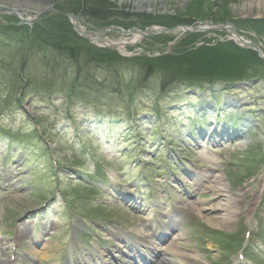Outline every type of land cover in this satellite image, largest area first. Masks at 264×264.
Instances as JSON below:
<instances>
[{
  "label": "rangeland",
  "instance_id": "rangeland-1",
  "mask_svg": "<svg viewBox=\"0 0 264 264\" xmlns=\"http://www.w3.org/2000/svg\"><path fill=\"white\" fill-rule=\"evenodd\" d=\"M191 1L194 0H107L106 5L108 4L109 6H111L108 7L109 10H106L105 8H101V7H97L96 9L95 8L89 9L86 7L85 10V7L82 8V5L83 4L85 5L86 0H79L78 3L79 6L77 7V9L79 11L78 14L80 15L77 17L81 18L79 22L89 31L95 32L96 30H99L101 28H110L111 31L108 34L114 39L125 38L127 37V35H129L128 33H126V35H122L121 32H119V30L121 27H128L133 25V19H137L139 21H143V23H146L147 18L153 16V18H155L156 20L161 19L163 21H166V23L157 21L155 23H151V25H153L154 28L159 27V29L162 28L165 29V27L168 25L170 21L175 22L176 20L174 19H179L181 16H183L184 18L189 17L188 19L194 17L193 20L195 21H193L192 19L189 21L186 20L180 26L183 27L191 24L193 25L192 27H195L196 29L197 28L201 29L200 31L197 32L198 34L196 36H189L191 35L187 33V31L189 32V30L185 31V29L183 28L174 29L177 28V26H174L173 28L174 30L173 29L170 30L166 28L167 29L166 32L160 31L152 36L142 38V40L138 44H134L130 46L127 45V50H131L129 51L131 55H135V54L140 55L141 53H146V55L152 56L151 58L161 57L169 60H173L175 59L176 56L178 57V55H181L184 50L188 49V47H189L188 53L185 55H188L189 57V53L192 52V49H196L194 47H197L198 45L210 46V48H212L210 56L212 57L213 61L216 63L217 62L221 63L223 61H226L229 56L232 58V60L234 57L236 59L239 58L243 59V56L240 55L239 53L243 52V50L244 51L246 50L244 48L245 46L242 47L243 49L239 45H237L238 47L236 48L223 46V48L216 50L221 45H223L225 41L232 43H234V41L233 38L229 35L230 33L225 32L222 33L221 35H216L214 30H207L202 28L203 26H206L207 23L211 24L214 22V19L211 18V16L217 17L218 21L226 20L225 22H220V23L232 22L235 26L238 25L239 27H241V29H247L248 31L254 30L251 29V27L253 28V26H258V28L264 29V3L261 4L262 2L261 0H228L230 14H227V12L222 10V15L218 14V11H221V7H219L220 6L219 3H221L223 0H202L201 2L203 7L201 9H197L194 11V9L191 8V10H189L190 12H188L187 8L188 9L190 8L191 5L189 3ZM76 2L77 0H49L48 2L45 3H41L36 0L35 1L0 0V4L6 6L8 9L15 8V4H17L16 7L23 8L25 4L24 7H27L32 11L41 10V13L30 24V26H25L22 28V26L19 24L20 19L18 15H16V13L15 14L12 12L7 13L6 11L0 9V49L4 52V54H7L9 52L15 53V51L13 50V44L10 40V38L13 36L12 30L14 29L15 24H18L20 27L19 31H15V33L18 36H20V38L23 36V31L25 32V30L31 29L33 30L34 33H38V35H41L44 40L50 41L51 43L57 44L61 42L64 43L70 41L74 45H79V47H81L82 44V46L85 47V43H79L78 41L80 40L79 37L77 36V34L72 32V30L74 31V29L72 25H70L67 17L58 11L59 9L67 10L70 8L68 6V3H71L73 6V4H75ZM78 4L76 3L75 6ZM260 6L261 8H259L258 10L257 7ZM137 7H142V9L140 11H136L135 8ZM217 7H219V9ZM93 10H96L97 13H95ZM214 10L216 11V13L213 12ZM87 12H89L92 15V17L88 16ZM100 12H102V14H100ZM257 12L260 13L261 16L263 15L261 17L262 18L261 21H258L259 19H261L260 17L259 19H257L258 22H254V20H253L254 23H248L244 21L246 19L255 17ZM135 14H138L141 17H133L132 15ZM244 15L245 17L242 18ZM242 21L243 23H241ZM147 25L150 24L142 25V27H145ZM261 31L262 30H260L258 35L261 34ZM165 33L169 36L170 34L179 36V38H181V45L173 49V44L171 43V41L167 42L161 36V35L164 36ZM196 37L198 38L201 37V41L203 40L207 44L201 42L200 39L195 41ZM67 38L71 40H68ZM256 42L257 45H260L262 43L258 41V39L256 40ZM213 44H216L217 48H214ZM86 45L89 46L88 44ZM217 53L219 55H216ZM203 59L207 60L206 58ZM0 60L4 62V59L1 58V56H0ZM190 60L193 63L196 64L199 63L193 59ZM227 64H229V61ZM222 65H226V64L223 63ZM88 66L91 67L90 64ZM89 73H92V71H90ZM96 80L99 79L97 78ZM257 92H258L257 98L254 99L255 100L254 102L255 103L257 102V108H258L264 105V83L258 85ZM244 95H245V99L249 100L247 102V105L250 107L253 104L251 100L253 94L245 93ZM29 112L31 113V115H33V110L31 108H29ZM261 116L263 117H261L260 127H257L258 132L256 134L255 133L252 134L253 142L249 143L247 146L242 148V150L246 148L245 151L247 152V155H249L250 152L255 151V153L247 156L248 161L251 163L250 165L247 166L245 172H243L240 177L236 178V181L233 183L234 185H236L242 180V187L241 186L238 187L241 189V193L245 192L246 194H248L250 196V200L252 198V195L255 194L256 196V202L255 203L253 202L250 205H248L247 207H249V209L248 210L246 209L245 213H242L239 216L243 221L241 220L239 222V220H234L233 222H230L229 220L223 225H216V226L209 225L205 221L206 216L202 214V212H198V210L194 209V207L197 205L196 202L198 200H204V199H199V198L188 199L187 201L184 202L186 204L184 205L185 208H183V211L184 213L190 215V217L194 218V224H195L190 229H188L189 242L193 246L199 247L200 260H204L203 257L208 256L212 264H219L221 262L218 261V259L222 258L221 256L222 248L215 242L208 241L209 239L206 236V231L208 229L215 230L218 232L221 231L223 233H229L235 231L236 229H239L240 230L239 236L242 238L246 236L248 229H250L253 232L252 233L254 235L253 238L248 240V242H247V237L243 239L244 242H247V247L251 249H253L254 244L257 242L261 248L260 244L264 242V235L260 236L261 231L264 230V225H263L264 205L259 210H257L261 202V199L259 198L260 196L259 189L261 188L262 180L260 181V179H263L264 177V174H261V171H257V167L260 166V164L257 163V161L263 162V152L261 154H257V153H259V149L262 148V145L264 143V110L261 111ZM48 144L51 151L57 154V157L59 158L60 162L62 161L63 163L69 160V157H67L66 153L63 152L64 149L62 147L64 146L59 144L57 138L56 140H53V142L48 141ZM241 158L243 159L244 156L242 155ZM40 163L42 162L40 161ZM255 163H257L256 166ZM33 167L34 166L31 165L30 175L27 181L25 182V184L20 185L18 188L13 190V193L11 192L9 194H2L0 191V211L5 217L8 216V218L10 217V219H14V217L19 215V213L25 207L35 205L41 200L46 199L47 198L46 195L48 194V191L52 190L53 182H55L54 181L55 178L53 176V173L51 175L49 162L48 163L46 162L42 168H40L41 166L40 167L37 166L40 168V170H38L39 173L37 172L32 173L31 171L35 169ZM261 167L264 168L263 165H261ZM63 170L64 169H59L58 171H56L60 173L58 182L64 185L68 191H72L71 193H73V195L76 196L78 199L82 198L83 204H85V206L88 207L89 209H92L93 208L92 204L94 202L91 200V198L96 197V199L99 201L100 195L91 194V192L87 188L82 186L78 181L73 180L72 178L68 179L65 170L64 171ZM234 171L235 173H237L236 169H234ZM62 175L64 176L62 177ZM262 195L263 192L261 193V196ZM207 198H210V195ZM78 202L79 204H81V201ZM115 207L113 209L109 207L107 208L103 207L104 209L103 211L107 216H111L114 218L122 216L124 217V219L128 217L129 222L133 221V217H131V215H129L127 211H122V209ZM243 210H245V208ZM200 224L201 226H198ZM239 225H242V227H238ZM252 225L255 228L248 227ZM243 228H244V232L241 233ZM252 241L255 242L252 243ZM249 242H251V244H249ZM205 244L209 248L211 247V252L204 249ZM183 246L189 248V249H185V251H190L189 254H198V252L192 250L191 246H189V243H186ZM237 257L238 254L236 256H233L234 264H237L238 261ZM241 262L242 264H244L247 262V260H243Z\"/></svg>",
  "mask_w": 264,
  "mask_h": 264
},
{
  "label": "bare ground",
  "instance_id": "bare-ground-1",
  "mask_svg": "<svg viewBox=\"0 0 264 264\" xmlns=\"http://www.w3.org/2000/svg\"><path fill=\"white\" fill-rule=\"evenodd\" d=\"M31 1H35V0H31ZM36 1H39L41 3H45V2H48L49 0H36ZM261 1H262L261 4H263L264 1L263 0H261ZM16 6H17V4H15V8L8 9L6 6H3L2 4H0V9L6 11L7 13H9V12H12L14 14L16 13V15L20 16L21 18L19 17L20 18L19 24L22 26L31 24L37 18V16L41 13V10L32 11L31 9L24 7L25 4H24L23 8L16 7ZM20 6H22V5H20ZM257 8L259 10V8H261V6L257 7ZM135 9H136V11H140L142 9V7H137ZM43 12H46V11H43ZM101 14H102V12H101ZM259 14L260 13L257 12L256 16L254 18L255 19L259 18ZM244 17H245V15L242 18H244ZM78 18H80V17H78ZM70 21L74 25H76V27L79 29L78 33H80L83 36L88 37L91 41L102 42V43H107V44H114V45H116V47H119L120 49H122L126 45L125 42L130 41L128 44L134 45V44L140 43L142 38L145 37L144 28L141 26H137L133 22L132 26L134 28H136L140 33L136 32V33L129 35L131 37L127 38V40H125V38L117 39V41L114 40L113 42H107L108 40H106V41L96 40V39H94V37L97 36L96 34H98L100 36L101 33H96V31L92 32V31L87 30L75 18L74 19L70 18ZM139 23H141L142 25L148 24V23H143L141 21H139ZM149 24L151 25V23H149ZM133 27H121L120 29L126 30L127 28H133ZM237 28L241 29L239 26ZM237 28L233 25V23H229L228 25L225 26L224 29L230 33L229 35L233 38V41L236 42L234 44L232 42H228V44H230V46H232V47H235V45L245 43L246 42L245 38H247L249 40V42H247L249 47L250 48L254 47L252 40H251V36H249L248 33L245 32L243 29L238 30ZM105 30H107L106 35L109 36L108 33L111 31V29L106 28ZM147 30L150 32L152 29H147ZM187 53H188L187 50H184L182 52V54H187ZM148 94H154V92L151 91V92L146 93V97L148 96ZM105 95H108V93H98V97H97L98 101H100V96H105ZM86 96L91 99L92 103H88L84 99V97H82V98H80L78 96L76 97V99L79 101V103H78L79 110L81 111V115L79 116V125L86 130H95V131L98 130L103 137L108 135V136H111V138H112L114 136V129L117 128L116 125L119 123V121L116 118H112V117L104 114L99 109H97L98 120L93 121L90 118V116L87 114L86 109H87L88 105H96V103L91 96H88V95H86ZM117 97H118V95H117ZM146 97L144 98V101H145ZM131 99H133V98L131 97ZM224 102H225L224 103V105H225L224 111H227L229 113H235L239 109V104L236 102V99L225 98ZM145 103H146V101H145ZM145 103L142 101L136 107L131 106V108L133 109V112L143 111L145 109ZM119 104L124 108L126 106V104H130V102L125 103L124 101H119ZM214 104H215V100L207 101L205 105L199 106L198 110L202 113H205V114L216 112L217 109L215 107H213ZM246 122H248V121L245 119H244V122L243 121L240 122L242 127L239 129L237 134L232 133V129L230 126H225V125L216 126V125H214V123H211V125H213V126L210 125L208 128H206L197 137V139L198 140H203V139L207 140L208 138H210L211 140L218 142V141H222L226 138H227V140H230L236 135H238V136L243 135V137H244V133H245V129H246ZM141 130H143V129H141ZM143 131H146V130H143ZM125 139L127 142V144H126L127 151L133 152L137 148V151L139 152L144 165H148L151 162V160L156 159L160 155L158 152V149L153 150L152 146L149 145L150 144V138L147 135H141L137 131H132V132H128V134L125 136ZM140 143H144L148 146L146 151L143 152L142 144H140ZM239 144L241 147L243 145H247V139H242L241 141H239ZM177 150H180V147L178 145L169 146V152H170V153L168 152L169 161L167 159L161 160L163 162L162 166L165 169H167L169 166H172L174 162H178L180 160V156H179V153L177 152ZM257 163L260 164L258 169L261 171V174H264V168L261 167V165H264V162L257 161ZM192 177H194V176H192ZM193 179H195V178H193ZM195 181H197V179H195ZM168 184H169V188H173L176 186L181 187L182 182H180L176 179H172V180H170V182H168ZM132 187H135V184ZM128 191H129L128 192L129 194H132V192H130V190H128ZM210 192H211V199L209 202L205 203V201H198L197 205L194 207L195 210H198V212H202V214H204L206 216V220H205L206 223H208L209 225H213V226L223 225L228 220H230V222H232L236 218V216L241 214V211L243 208L241 196L246 197V194H240V192L238 190L230 191L229 184L226 183V174L222 170H219L217 172V174L212 178V186H211ZM131 197L133 198V196H131ZM252 199H254V198L252 197L251 200ZM51 203L57 204V201L52 200ZM53 211H56V210L54 209ZM53 211H51L50 208H47V211L42 209L39 212V216L43 217L42 221H44L45 218L51 217V215L53 214ZM55 213H58V212H55ZM216 218H217V220H216ZM73 230L78 231V227H76V226L73 227ZM77 233H79V232H77ZM74 234L77 236L76 232H74ZM182 235L183 234L180 233L177 236H175L172 243H170V245H168L167 248L163 249V251L159 255V258L156 261V264H199L200 263V260H199L200 255L199 254H188L184 251L185 247L183 248L181 240L185 241V237H183Z\"/></svg>",
  "mask_w": 264,
  "mask_h": 264
},
{
  "label": "trees",
  "instance_id": "trees-1",
  "mask_svg": "<svg viewBox=\"0 0 264 264\" xmlns=\"http://www.w3.org/2000/svg\"><path fill=\"white\" fill-rule=\"evenodd\" d=\"M201 1L202 0H198V1L197 0H194V1H191L189 3L191 6H190L189 9L187 8V11L190 12L189 10H191V8L194 9V11L197 10V9H201L203 7ZM76 3L78 4L79 3V0H77ZM106 3H107V0H86V3H85L84 6L87 7V8H89V9H93V8L96 9L97 7H101V8L111 7L108 4L106 5ZM75 4H73V6L71 4V6L73 7L74 10H77V7L79 6V4L76 5V6H75ZM222 10H224L225 12H227V14H230L229 1L228 0H224L222 2V4H221V11H218L219 12L218 14L222 15ZM227 14H226V16H227ZM198 15H200V14H198ZM226 16H224V17H226ZM210 54H211L210 49L200 48L198 50H194L193 52L189 53V57H188V55L183 54V58L193 59L196 62H199L201 64H203L204 62H206L209 65V64L215 63L213 61L212 57L210 56ZM216 55H219V54L217 53ZM200 58H202V59L200 60ZM203 58H206L207 60H205ZM231 60H232V58H229L228 57L226 61H223L221 63L223 64V63H226L228 61L231 62ZM187 61H189V60H187ZM189 63H192V67H193V65H199V64L193 63L191 61H189Z\"/></svg>",
  "mask_w": 264,
  "mask_h": 264
}]
</instances>
